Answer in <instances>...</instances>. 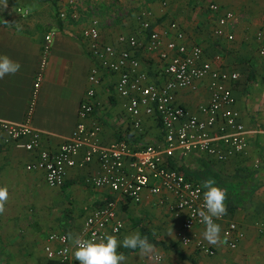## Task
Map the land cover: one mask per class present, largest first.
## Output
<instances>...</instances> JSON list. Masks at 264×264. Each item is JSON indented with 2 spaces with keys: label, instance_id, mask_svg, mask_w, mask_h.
Segmentation results:
<instances>
[{
  "label": "crops",
  "instance_id": "1",
  "mask_svg": "<svg viewBox=\"0 0 264 264\" xmlns=\"http://www.w3.org/2000/svg\"><path fill=\"white\" fill-rule=\"evenodd\" d=\"M113 1L94 0L101 8H110L109 10L113 8ZM123 2L124 5L118 4L116 7L119 9L134 7L136 0ZM196 3L195 13L189 12L188 7L182 3L176 4L171 10L162 6L159 0H143L137 5L151 7L153 18L155 17L152 28H161L170 20L159 19L162 16L169 14L176 16L190 41L197 43L204 41L205 44H200L207 52L212 53L211 56L222 55L224 68L240 72L241 77L234 86L236 106L248 128L264 125V56L259 54L260 43L256 39L257 30L264 24V0H232L233 4L219 3L237 13L238 22L233 28L235 34L233 42L216 37L212 30L217 15L210 11L212 16L208 13L203 16V3H199V0ZM24 12H27L26 15ZM84 18L65 25L63 21L53 17V10L48 7V3L0 0V55H7L21 65L15 75H6L0 79V119L22 121L25 118L32 99L44 36L50 30L55 31L49 65L40 87L33 117L34 125L44 131L43 146L53 151L57 150L65 137L74 130L78 121V108L88 87L93 59L88 54L81 35L87 25L82 22ZM137 26L136 16H132L124 27L120 24V28L127 29V32ZM116 32L109 41L115 40L121 33ZM213 39L217 42L214 44L221 42L225 45L219 48L220 45L212 43ZM138 55L150 77L160 79L162 63L159 56L143 50ZM116 78V75L106 74L98 88L99 105L94 117L103 125L102 140L109 143L125 138L133 146H139L160 139L163 129L156 118H146L143 135L133 132L125 113L124 99L114 92ZM209 95L207 83H202L196 92L189 89L179 91L177 100L195 111L199 103L208 100ZM249 143L250 151L246 158L237 156L227 162H217L206 157L211 162L215 174L218 175L219 172L226 178L227 175L234 173L243 161L254 165L255 159L261 160L260 167L262 166L264 170V134L250 135ZM190 157L199 159L205 156L192 153ZM31 159L32 155L26 150L18 148L14 143L6 144L3 134L0 133V187H7L9 191L6 211L0 215V231H4V234L7 230L13 232L17 231V228H23V211L38 215L39 209L35 206L40 204L41 207L45 205L41 213L50 216L52 221L51 232L79 235L85 218L94 207L102 205L108 197L113 196L107 190L96 189L86 183V177L97 170L96 163L86 168L71 169L62 188H50L42 172L26 170V164ZM190 163L202 168L199 160ZM42 191H46L47 194ZM156 201L157 197L147 196L140 204L123 199L119 206V216L124 220V228L117 235L113 233L109 235L122 241L126 235L140 233V227L145 226L152 236L163 241L152 231L153 227L161 225L162 234L168 230L177 237L181 219L173 217L164 207L157 206ZM155 216L161 218V221L156 225L155 220L152 225L150 220ZM230 220L239 222L246 231L245 239L235 249L227 244H209L203 237L205 226H196L191 234L195 240L203 241L216 250V254L212 256L219 257L220 264H264V235L259 233L256 227V221H264V186L254 195L253 209H239L234 214L227 213L223 219L215 222L221 226L222 240H225L224 229ZM180 244L185 249L172 251L168 244L166 247L155 245L156 250L164 255L163 264H211L204 255L212 256L199 250L195 242L190 245H183L181 242ZM118 251L127 257L123 264H141L148 258L141 254L139 249L129 251L121 247Z\"/></svg>",
  "mask_w": 264,
  "mask_h": 264
},
{
  "label": "built area",
  "instance_id": "2",
  "mask_svg": "<svg viewBox=\"0 0 264 264\" xmlns=\"http://www.w3.org/2000/svg\"><path fill=\"white\" fill-rule=\"evenodd\" d=\"M208 8L217 15L213 29L216 37L233 42L237 13L216 2L210 3ZM66 14L65 9L60 13L63 19ZM153 16L150 9L140 10L138 30L120 33L113 41L104 38L102 22L97 17H92L83 28L82 39L93 59L88 87L78 108L74 130L55 151L43 146L44 131L33 123L55 38L54 31L47 32L25 118L22 121L0 119V133L6 144L14 143L32 155L26 170L42 172L50 188H62L71 169L97 164V170L85 181L113 196L94 207L85 218L79 233L82 238L99 241L110 233L119 234L124 228V220L119 216L123 199L140 204L146 196L157 197V206L181 219L178 240L183 245L195 242L199 250L212 256L216 250L195 240L191 234L196 226H205L200 216L201 211H206L202 182L188 178L170 162L177 156L192 153L203 154L217 162H227L237 156L246 158L250 151V135L264 134V125L248 128L236 106L234 86L241 77L240 72L224 68L222 55L211 56L202 44L190 41L177 20L170 19L163 27L152 28ZM256 39L260 43L259 54L264 56V24L257 30ZM141 50L159 56L160 79H152L143 68L138 55ZM106 74L117 76L114 92L124 99L125 113L133 132L143 135L146 118H156L163 129L160 139L139 146H133L125 138L109 143L102 140L103 125L94 115L99 105L98 88ZM202 83H207L210 95L195 111L178 102L179 91L196 92ZM260 162L255 159L254 166L259 167ZM98 180L103 182L97 183ZM213 219L214 222L219 220ZM256 227L264 235V221H257ZM67 236L66 232H51L48 236L45 253L55 264H79ZM224 237L226 244L235 249L245 239L246 231L239 222L230 220ZM159 254V264H163L164 255ZM141 264L153 262L147 258Z\"/></svg>",
  "mask_w": 264,
  "mask_h": 264
},
{
  "label": "rangeland",
  "instance_id": "3",
  "mask_svg": "<svg viewBox=\"0 0 264 264\" xmlns=\"http://www.w3.org/2000/svg\"><path fill=\"white\" fill-rule=\"evenodd\" d=\"M118 1V2H116ZM124 0H114L113 1V8L112 10L101 8L97 4H95L94 0H81V1H75V0H21V2L29 3V2H41V3H48V7L53 10V17L55 19H59L65 23V25L77 22L80 20V18H84L82 21L84 24H88L89 20L92 17H97L101 20L102 26H104L102 33L104 35V38L109 41V39L114 37V34H116V31H121V33L128 34L133 33L136 30H138V26L135 28H132L131 31L127 32V29L120 28V24H122V27L125 26L126 22L130 20V18L133 16H136L140 10L143 9H150L151 7H145L147 5H137L143 0H136V2L133 4L134 7L131 6L119 9L116 6L118 4L124 5ZM130 1V0H127ZM134 1V0H133ZM162 6L167 7L169 10H171L176 4L182 3L185 7H188L187 9L190 11H196L197 0H159ZM232 3V0H199V3H203L202 6V15L204 16L205 13H208L212 16V13L208 12V5L210 3ZM131 3V2H130ZM233 4V3H232ZM126 5V4H125ZM207 5V6H206ZM207 7V8H206ZM67 11L66 18L63 19L60 15V13L63 10ZM83 12V14H82ZM209 17V16H208ZM215 18V15H214ZM162 20L166 19H176V16H173L169 14L168 16H162ZM216 19V18H215ZM88 22V23H87ZM82 23V24H83ZM214 23V22H213ZM81 24V25H82ZM213 25V24H212ZM215 26V25H214ZM118 28V29H117ZM212 28V27H211ZM214 29V27H213ZM53 31V30H50ZM104 31V32H103ZM213 31V30H212ZM49 32V31H48ZM55 32V31H54ZM107 35V36H105ZM196 42V41H195ZM200 43H204V41H199ZM213 44L217 43L213 39ZM219 44L214 45H225V43L218 42ZM233 44V43H232ZM228 45V43H227ZM209 51V50H208ZM89 54V52H88ZM208 54H212L210 51ZM90 55V54H89ZM190 157V156H189ZM193 158H188L186 161L187 163H190ZM42 193L47 194L46 191H42ZM45 205L40 206V204L36 205V209H39L38 215L32 214L29 212L23 211V217H22V223L24 225L23 228L19 229L17 228V231H11L7 230V233L4 234V231H0V264H52L45 253V245L47 243V239L49 234L51 233L52 226L50 223L52 222L50 220V216H46L45 213H41V211L44 210ZM61 207L62 205H58ZM156 220V222H155ZM151 224L153 222L157 223L161 221V218L158 216L153 217L151 220ZM259 221V220H258ZM263 221V220H261ZM257 222V221H256ZM153 225V224H152ZM151 225V228H152ZM31 227V228H29ZM20 231H19V230ZM162 226L158 225L152 228V231L163 239V241L170 246L172 251L185 249L182 248V245L178 241L176 235L172 231H168L165 234H162ZM167 252V251H166ZM205 258L209 259L211 264H220L221 260L217 256H205Z\"/></svg>",
  "mask_w": 264,
  "mask_h": 264
},
{
  "label": "clouds",
  "instance_id": "4",
  "mask_svg": "<svg viewBox=\"0 0 264 264\" xmlns=\"http://www.w3.org/2000/svg\"><path fill=\"white\" fill-rule=\"evenodd\" d=\"M7 7V3H5ZM21 65L12 60L7 55H0V79L6 75H15ZM103 181H97L102 183ZM203 208L201 211V222L205 225L203 233L204 239L212 245L226 244L220 237L221 226L214 222L213 218L220 219L227 214L226 192L212 178L202 182ZM9 200V191L7 187H0V215L6 211L5 205ZM66 239H70L74 246V257L79 264H123L126 261V255L118 251L119 248L137 250L147 256L153 264H159L161 256L150 243L146 235L142 236L139 232L126 235L122 241L115 236L107 235L99 241L95 239H84L79 235L69 233Z\"/></svg>",
  "mask_w": 264,
  "mask_h": 264
},
{
  "label": "trees",
  "instance_id": "5",
  "mask_svg": "<svg viewBox=\"0 0 264 264\" xmlns=\"http://www.w3.org/2000/svg\"><path fill=\"white\" fill-rule=\"evenodd\" d=\"M160 126L162 127L161 122ZM162 134L163 130L161 137ZM190 155L177 156L171 160V166L181 170L188 178L197 179L201 182L208 178L214 179L217 186L226 192L227 199L225 204L227 205V213L234 214L239 209L251 210L254 208V195L264 186V170L262 166L255 167L253 164L243 161V164L234 173L224 178V175L222 176L219 172L218 175L215 174L211 162L206 157L199 159L198 157H193L192 159L193 162L199 160L202 168L190 165L191 163L186 164ZM140 234L142 236L146 235L150 243L166 247L163 241H159L152 236L147 227L141 226ZM129 251L134 250L129 249ZM50 262L55 264L53 261Z\"/></svg>",
  "mask_w": 264,
  "mask_h": 264
}]
</instances>
